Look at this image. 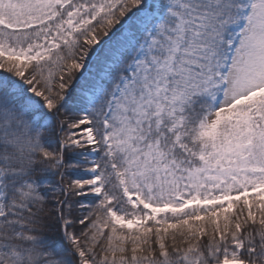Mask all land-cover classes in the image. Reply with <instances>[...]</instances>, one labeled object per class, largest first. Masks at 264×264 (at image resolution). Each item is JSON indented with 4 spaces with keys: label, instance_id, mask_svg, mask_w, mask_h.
Returning a JSON list of instances; mask_svg holds the SVG:
<instances>
[{
    "label": "snow or ice",
    "instance_id": "1",
    "mask_svg": "<svg viewBox=\"0 0 264 264\" xmlns=\"http://www.w3.org/2000/svg\"><path fill=\"white\" fill-rule=\"evenodd\" d=\"M0 264H264V0H0Z\"/></svg>",
    "mask_w": 264,
    "mask_h": 264
}]
</instances>
